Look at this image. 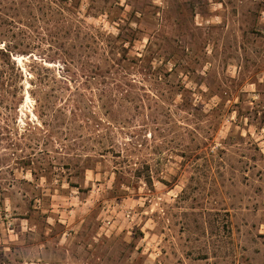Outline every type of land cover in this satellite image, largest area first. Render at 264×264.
<instances>
[{
    "label": "rangeland",
    "instance_id": "1",
    "mask_svg": "<svg viewBox=\"0 0 264 264\" xmlns=\"http://www.w3.org/2000/svg\"><path fill=\"white\" fill-rule=\"evenodd\" d=\"M0 18L26 73L44 53L60 74L78 18L153 58L124 63L117 130L97 86L56 84L71 92L39 117L26 79L0 136V264H264V0H0ZM77 93L82 118L56 112ZM109 131L125 156L89 160Z\"/></svg>",
    "mask_w": 264,
    "mask_h": 264
},
{
    "label": "trees",
    "instance_id": "2",
    "mask_svg": "<svg viewBox=\"0 0 264 264\" xmlns=\"http://www.w3.org/2000/svg\"><path fill=\"white\" fill-rule=\"evenodd\" d=\"M64 2H68V0H64ZM111 22L116 23L115 20ZM15 25L16 22L10 21L9 18H0V29H2V31L0 30V37L8 38L0 39V44H2L0 45V136H5L6 132L9 133V128L7 127L8 120L5 118L7 116L6 113L9 116L17 114L19 106L25 98V81L28 77H31L29 82L32 86L29 93L31 97L35 98L37 103L36 107L42 111V116L39 115V117L46 116L47 111L54 109L55 106L51 104V100L62 97L64 92H71L70 85L67 88L61 86L57 88L56 84L68 85L79 81L78 79H83L86 85L93 84L97 86L94 89V91L96 90L94 98L99 97L102 101L106 100L102 108H106L108 111L106 115H109L110 119L108 122L109 125H107L109 126V130L115 129L113 121L121 129L124 128L122 126L123 122L120 121V112L124 108V101L127 97L136 95L134 93H137L134 87L136 81H131V83L127 82L131 74L124 67V63L139 64L147 61V67H142L144 70H147L152 67L151 63L153 59L148 54L136 55L133 58L130 57L129 52L131 46H133L136 40L133 32L129 34L131 36V39H129L123 34L121 28H117L119 34L114 35L104 31L101 27L90 26L84 20L78 18L74 33L68 31L63 34V39L66 38L67 41L63 44L60 52L57 53L62 66L60 68V74L56 75L52 69L44 65L45 57H42L45 56L44 53L39 54V58L32 55V53L28 54L31 55L30 71L28 73L18 64L15 55H27V51L19 52V47L13 43V39L15 40L17 36L15 33ZM71 34H73V38H71ZM21 35L24 36L25 33L22 32ZM76 42H79V44ZM127 44H129V47ZM93 60H97V62H93ZM30 73H32V76H30ZM150 74L151 72L149 70L145 75L148 76ZM125 87H130L132 90L126 89ZM77 91H79L78 88ZM124 93H126L125 96ZM77 94V96L70 95L64 106L56 112L65 116L69 113L74 117L82 118L83 115L81 112L83 110L80 109V103L83 100L80 99H82L83 94ZM90 102L93 104L94 100ZM79 111L80 115L77 113ZM63 121L65 123L66 119H63ZM92 123L94 129H101L106 124L103 119L95 117L94 115L92 116ZM43 125H47V121ZM29 126L31 127L32 124H29ZM34 128L37 127L34 126ZM95 131L98 133L99 130ZM95 136L104 137V134H96ZM107 139H110L109 146H103L100 152L88 155L87 158L89 160L93 158L103 159L109 154H112L113 157L125 156V153L123 154L122 151L116 152L114 150L113 146L115 143L111 132ZM124 172L123 169L115 170L116 174ZM132 173L133 177L137 179H141L142 175H144L140 169H133ZM145 177L148 184L152 182L153 178L150 172ZM76 187L78 188V186Z\"/></svg>",
    "mask_w": 264,
    "mask_h": 264
}]
</instances>
